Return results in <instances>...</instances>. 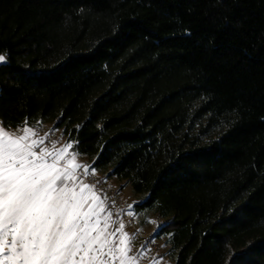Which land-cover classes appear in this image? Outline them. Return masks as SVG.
<instances>
[{"label": "trees", "instance_id": "16d2710c", "mask_svg": "<svg viewBox=\"0 0 264 264\" xmlns=\"http://www.w3.org/2000/svg\"><path fill=\"white\" fill-rule=\"evenodd\" d=\"M0 54L2 125L129 185L172 264H264V0H0Z\"/></svg>", "mask_w": 264, "mask_h": 264}, {"label": "snow or ice", "instance_id": "6c2138e0", "mask_svg": "<svg viewBox=\"0 0 264 264\" xmlns=\"http://www.w3.org/2000/svg\"><path fill=\"white\" fill-rule=\"evenodd\" d=\"M42 145L0 127V264H130L131 249L122 246L131 243L129 234L119 245L110 239L124 224L106 231L105 201L94 185L77 182L76 169L86 174L91 166H61L71 143L53 151Z\"/></svg>", "mask_w": 264, "mask_h": 264}, {"label": "rangeland", "instance_id": "374dc122", "mask_svg": "<svg viewBox=\"0 0 264 264\" xmlns=\"http://www.w3.org/2000/svg\"><path fill=\"white\" fill-rule=\"evenodd\" d=\"M0 55L6 57V54ZM1 64L3 63H0V65ZM0 127H2L7 134H11L14 138L21 135H27L29 137V142H31V140H43L42 147L47 148L49 151L59 150L63 148L65 144L71 143L67 142L66 137L61 130L53 128L51 122L44 124L40 129H33L30 127L6 129L0 121ZM47 136H52L53 143L49 146H44V141ZM38 150L39 149H37V151ZM69 150H73V148H69L67 152ZM67 152L64 153V156ZM72 153L74 154L73 151ZM68 161H73L74 163H79L83 166H90V162L85 157H81L77 154L75 157L68 159L66 165H68ZM76 173L79 177V180L77 181L78 183L82 181L84 184L94 185V190L97 195L105 201L107 212L103 213L100 219L103 221L104 216L111 213L106 231L114 232L119 228L121 223L124 224V229L116 232L114 236L110 237V239L114 240V242L119 245V240L122 238L123 233L127 232L129 234L131 243L129 244L126 240L125 245L122 246L130 247L131 249L126 254L130 264H172L166 254L167 245L165 244L164 239H159L154 236L158 228V223L160 222L159 219L151 211H143L139 213L134 211L135 202L141 198L138 197L137 199L129 185H126L115 177H109L98 172L93 168H91L86 174L84 173L83 168L76 169ZM112 193L117 196V199L113 197ZM122 206H124V208H122ZM129 213L132 215H129ZM113 221H115V223H113ZM153 221L155 223H153ZM99 227H104L103 222ZM144 238L147 240L144 241ZM114 264H119V261H115Z\"/></svg>", "mask_w": 264, "mask_h": 264}, {"label": "built area", "instance_id": "2783aa9c", "mask_svg": "<svg viewBox=\"0 0 264 264\" xmlns=\"http://www.w3.org/2000/svg\"><path fill=\"white\" fill-rule=\"evenodd\" d=\"M53 143V138H52V136H47L46 138H45V141H44V146H49V145H51ZM73 148V147H72ZM72 151L73 150H69L66 154H65V156H64V161H63V163L61 164V166H65L66 165V162H67V160L68 159H71L72 157H73V153H72ZM87 177V176H86ZM88 178V177H87ZM111 193V192H110ZM112 195H113V197L115 198V199H117V196L114 194V193H112ZM119 202V201H118ZM120 204V203H119ZM122 208H124V206H122ZM147 239L146 238H144V241H146Z\"/></svg>", "mask_w": 264, "mask_h": 264}]
</instances>
